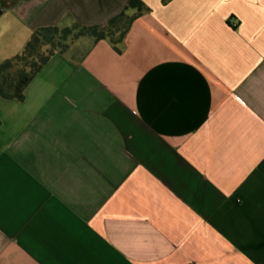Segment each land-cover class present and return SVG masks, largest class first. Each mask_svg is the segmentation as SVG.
Here are the masks:
<instances>
[{"label":"crops","instance_id":"obj_1","mask_svg":"<svg viewBox=\"0 0 264 264\" xmlns=\"http://www.w3.org/2000/svg\"><path fill=\"white\" fill-rule=\"evenodd\" d=\"M130 1L0 0V63ZM142 1L0 95V264H264V0Z\"/></svg>","mask_w":264,"mask_h":264},{"label":"trees","instance_id":"obj_2","mask_svg":"<svg viewBox=\"0 0 264 264\" xmlns=\"http://www.w3.org/2000/svg\"><path fill=\"white\" fill-rule=\"evenodd\" d=\"M142 0H131L127 7L106 25H84L74 21L72 26L52 25L34 30L25 48L12 58L0 63V95L5 99L24 101L25 91L52 57L66 53L69 36H90L96 40L111 37L120 42L128 32L132 21L145 9ZM137 8V14L128 10ZM147 8V7H146ZM77 30L76 32H74Z\"/></svg>","mask_w":264,"mask_h":264},{"label":"rangeland","instance_id":"obj_3","mask_svg":"<svg viewBox=\"0 0 264 264\" xmlns=\"http://www.w3.org/2000/svg\"><path fill=\"white\" fill-rule=\"evenodd\" d=\"M69 26H72V23H70ZM76 31L77 30H75L74 32ZM79 41H80V38H75L72 35L67 38L66 42L68 46L65 50L68 55L74 56V55H77V53H81L82 51L86 50L87 46H82L81 42Z\"/></svg>","mask_w":264,"mask_h":264}]
</instances>
